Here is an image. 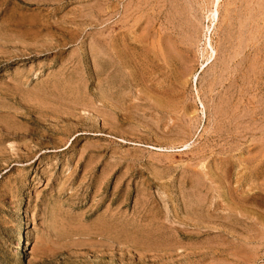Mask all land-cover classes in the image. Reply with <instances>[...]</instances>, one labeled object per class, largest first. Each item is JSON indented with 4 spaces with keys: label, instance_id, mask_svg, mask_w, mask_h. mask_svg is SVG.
<instances>
[{
    "label": "rangeland",
    "instance_id": "obj_1",
    "mask_svg": "<svg viewBox=\"0 0 264 264\" xmlns=\"http://www.w3.org/2000/svg\"><path fill=\"white\" fill-rule=\"evenodd\" d=\"M258 1L0 0V264H264Z\"/></svg>",
    "mask_w": 264,
    "mask_h": 264
},
{
    "label": "bare ground",
    "instance_id": "obj_2",
    "mask_svg": "<svg viewBox=\"0 0 264 264\" xmlns=\"http://www.w3.org/2000/svg\"><path fill=\"white\" fill-rule=\"evenodd\" d=\"M136 1H137V0H136ZM161 1H162V0H161ZM164 1H165V0H163V2H164ZM177 1H179V0H177ZM218 1H219V0H216V3H215L216 5L218 4ZM248 1H249V0H248ZM252 1H253V0H252ZM259 1H260V0H259ZM259 1H258V2H259ZM262 1H263V0H262ZM116 2H117V1H116ZM120 2H121V1H120ZM186 2H187V1H186ZM244 2H245V1H244ZM256 2H257V0H256ZM262 3H264V2H262ZM165 4H166V6L169 7V4H170V3H168V1H166ZM176 4H179V3H176ZM182 4H183V3H182ZM249 4H250V3H249ZM259 4H260V3H259ZM118 5H119V4H117V6H118ZM131 5H132V4H131ZM255 5H256V4H255ZM161 6H162V5H161ZM166 6H165V8H166ZM175 6H176V5H175ZM177 6H178V5H177ZM180 6H181V5H180ZM185 6H186V5H185ZM213 6H215V5H213ZM263 6H264V4H263ZM126 7H127V6H126ZM178 7H179V6H178ZM181 7H182V6H181ZM183 7H184V5H183ZM117 8H118V7H117ZM128 8H129V6H128ZM132 8H133V7H132ZM163 8H164V7H163ZM171 8H172V7H171ZM261 8H262V7H261ZM129 9H130V8H129ZM160 9H162V8H160ZM169 9H170V8H169ZM178 9H179V8H178ZM262 9H263V8H262ZM126 10H127V8H126ZM135 10H136V9H135ZM144 10H145V9H144ZM172 10H173V9H172ZM179 10H180V9H179ZM256 10H257V9H256ZM132 11H134V9H132ZM159 11H160V10H159ZM161 11H163V10H161ZM168 11H170V10H168ZM174 11H175V10H174ZM176 11H177V10H176ZM182 11H183V9H182ZM210 11H211V10H210ZM258 11H260V10H258ZM170 12H171V11H170ZM170 12H169V13H170ZM183 12H184V11H183ZM256 12H257V11H256ZM130 13H131V12L129 11V14H130ZM132 13H133V12H132ZM135 13H136V12H135ZM169 13H168V14H169ZM172 13H173V12H172ZM174 13H175V12H174ZM257 13H258V12H257ZM177 14H178V12H177ZM177 14H176V15H177ZM259 14H260V13H259ZM165 15H166V13H165ZM187 15H188V14H187ZM209 15H210V16H209ZM209 15H208V17H207V15H206V17L208 18V20L212 21V23H213V22L215 21V19H216V15H217L216 6H215V9H214L213 11L210 12ZM172 16H173V15H172ZM174 16H175V15H174ZM174 16H173V17H174ZM179 16H180V15H178L177 20H178ZM259 16H260V15H259ZM263 16H264V15H263ZM165 17H166V16H165ZM180 17H181V16H180ZM193 17H195V16L193 15ZM170 18H172V17H170ZM174 18H175V17H174ZM187 18H188V17H187ZM207 18H206V19H207ZM168 19H169V18H168ZM184 19H185V18H184ZM262 19H263V18H262ZM138 20H139V19H138ZM166 20H167V19H166ZM170 20H171V19H170ZM175 20H176V19H175ZM177 20H176V22H177ZM181 20H182V19H181ZM181 20H180V22H181ZM186 20H187V19H186ZM173 21H174V20H173ZM178 21H179V20H178ZM263 21H264V20H263ZM166 22H168V20H167ZM169 22H170V21H169ZM185 22H187V21H185ZM242 22H243V21H242ZM177 23H178V22H177ZM181 24H182V23H181ZM183 24H184V23H183ZM183 24H182V25H183ZM167 25H168V23H167ZM169 25H170V24H169ZM178 25H180V24H178ZM182 25H181V26H182ZM184 25H185V24H184ZM187 25H189V24L187 23L185 26H187ZM170 26H171V25H170ZM175 26H176V25H175ZM181 26H180V29L183 28V27H181ZM210 26H211V25H210ZM178 27H179V26H178ZM178 27H177V28H178ZM175 28H176V27H174V29H175ZM186 28H187V27H186ZM170 29H171V28H170ZM209 29H210V28H209V26H208V27H207V32H208V33H209ZM171 31H172V30H171ZM175 31H176V30H175ZM189 33H191V32L189 31ZM184 34H185V33H184ZM184 36H185V35H184ZM189 36H190V35H189ZM98 37H99V36H98ZM191 37H192V36H191ZM188 38H189V37H188ZM190 39H191V38H190ZM204 39H205V45H206V48L209 49V51L212 52V55H214V53H213V47H212V44H211V39L209 38L208 34L205 36ZM191 40H192V39H191ZM224 41H225V40H224ZM127 42H128V41H127ZM121 43H122V42H121ZM128 43H129V42H128ZM223 43H224V42H223ZM111 44H112V43H111ZM115 45H116V44H115ZM115 45H114V46H115ZM106 47H107V46H106ZM106 47H105V48H106ZM115 47H116V46H115ZM117 47H118V46H117ZM119 47H120V46H119ZM53 48H54V47H53ZM122 48H123V47H122ZM122 48H121V49H122ZM130 48H131V47H130ZM102 49H103V48H102ZM106 49H107V48H106ZM112 49H113V48H112ZM115 49H116V48H115ZM131 49H132V48H131ZM109 50H110V48H109ZM107 51H108V50H107ZM112 51H113V50H112ZM117 51H118V49H117ZM117 51H116V52H117ZM119 51H120V50H119ZM203 51H204V50H203ZM209 51H208V52H209ZM104 52H105V51H104ZM109 52H110V51H109ZM176 52H177V51H176ZM198 52H199V51H198ZM211 52H209V53H211ZM110 53H111V52H110ZM130 53H131V52H130ZM180 53H181V52H180ZM112 54H113V53H112ZM121 54H123V52H122ZM124 54H125V53H124ZM153 54H154V53H153ZM215 54H216V53H215ZM115 55H116V54H115ZM118 55H119V53H118ZM118 55H117V57H118ZM127 55H128V54H127ZM200 55H201V54H200ZM104 56H105V55H104ZM119 56H120V55H119ZM156 56H157V55H156ZM156 56H155V57H156ZM158 56H159V55H158ZM205 56H206V55H205ZM115 57H116V56H115ZM124 57H126V56H124ZM124 57H123V58H124ZM127 57H128V56H127ZM151 57H152V56H151ZM153 57H154V56H153ZM210 57H211V55H210ZM238 57H239V56H238ZM149 58H150V57H149ZM212 58H213V57H212ZM212 58H211V59H212ZM103 59H104V58H103ZM105 59H106V58H105ZM107 59H110V58L108 57ZM117 59H118V58H117ZM121 59H122V58H121ZM121 59H120V60H121ZM124 59H125V58H124ZM153 59H154V58H153ZM156 59H158V58L156 57L155 60H156ZM114 60H115V59H114ZM208 60H209V59H208ZM208 60H207V61H208ZM147 61H148V60H147ZM100 62H101V61H100ZM122 62H123V61H122ZM199 62H200V61H199ZM102 63H103V62H102ZM108 63H109V62H108ZM108 63H107V64H108ZM114 63H115V62H114ZM116 63H117V62H116ZM118 63H119V62H118ZM110 64H111V63H110ZM125 64H126V63H125ZM146 64H148V63H146ZM190 64H191V63H190ZM102 65H103V64H102ZM120 65L122 66V64H120ZM127 65H128V64H127ZM149 65H150V64H149ZM149 65H148V66H149ZM154 65H155V63H154ZM150 66H151V65H150ZM111 67H112V66H111ZM111 67H110V68H111ZM127 67H128V66H127ZM249 67H250V66H249ZM119 68H120V67H119ZM129 68H130V66H129ZM100 69H101V68L99 67V70H100ZM104 69H105V68H104ZM104 69H103V70H104ZM106 69H107V68H106ZM111 69H112V68H111ZM121 69H122V68H121ZM132 69H133V68H132ZM132 69H131V70H132ZM148 69H149V68H148ZM114 70H115V69H114ZM150 70H152V69H150ZM101 71H102V70H101ZM101 71H99V72H101ZM153 71H154V70H153ZM121 73H122V72H121ZM101 74H102V73H101ZM101 74H100V75H101ZM111 74H112V73H111ZM149 74H150V73H149ZM153 74H154V73H153ZM105 75H106V74H105ZM228 75H229V74H228ZM149 79H150V78H149ZM195 79H196V78H195ZM221 80H222V79H221ZM84 95H85V94H84ZM26 96H27V95H26ZM218 113H219V112H218ZM226 114H227V113H226ZM226 114H225V115H226ZM202 117H203V116H202ZM182 130H183V129H182ZM175 133H176V132H175ZM190 133H191V132H190ZM63 143H64V142H63ZM238 199H239V198H238ZM202 200H203V199H202ZM25 244H26V243H25ZM24 247H25V246H24ZM167 247H168V246H167ZM25 248H26V247H25ZM23 249H24V248H23ZM164 249H165V248H164Z\"/></svg>",
    "mask_w": 264,
    "mask_h": 264
}]
</instances>
